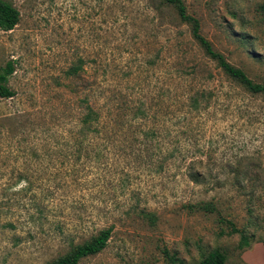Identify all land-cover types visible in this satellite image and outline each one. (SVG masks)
Here are the masks:
<instances>
[{
  "label": "rangeland",
  "instance_id": "1",
  "mask_svg": "<svg viewBox=\"0 0 264 264\" xmlns=\"http://www.w3.org/2000/svg\"><path fill=\"white\" fill-rule=\"evenodd\" d=\"M2 1L20 18L0 31L16 94L0 100V264H53L108 227L107 247L79 264H197L216 249L246 264L264 246V97L163 0ZM181 1L212 49L264 85V0ZM86 100L101 120L79 145ZM201 201L216 211L186 208Z\"/></svg>",
  "mask_w": 264,
  "mask_h": 264
},
{
  "label": "trees",
  "instance_id": "2",
  "mask_svg": "<svg viewBox=\"0 0 264 264\" xmlns=\"http://www.w3.org/2000/svg\"><path fill=\"white\" fill-rule=\"evenodd\" d=\"M167 5L174 7L178 13V16L181 21L189 23L192 25V37L199 43L200 47L204 50V53L210 60L215 61L219 68L234 82L239 84L244 90H246L249 94L255 95H262L264 97V85L258 84L250 80L247 75L240 69L233 67L230 65L223 55L220 53L215 52L210 43L206 41L200 35V28L198 22L190 18L186 14V9L181 0H163ZM262 11H264V4L262 6ZM20 18V14L16 8H14L9 3L0 0V31L2 32H9L12 31L15 26L18 24ZM80 67L74 66L71 67L68 71L69 76L77 75ZM14 73V65L13 62H7L4 67L0 68V100L7 101L15 97L14 91H12L9 86V78ZM192 105L197 106L198 99H191ZM101 115L97 113L93 107L89 104L88 100H86L85 104V113L80 119V128L74 133L76 141H79V145H81L88 137L97 132L96 126L98 123L100 125ZM99 130V129H98ZM6 136L9 138V131H6ZM146 138H152L155 136V133L152 131H148L144 133ZM13 138V137H11ZM81 151V150H80ZM79 151V152H80ZM78 152V153H79ZM152 156V155H151ZM188 179L197 185H207L209 184V180H211L208 175H203L198 172L188 171L187 175ZM186 208L189 211H202L206 214H211L216 211L215 203L212 201L210 202H199L195 205H186ZM219 213V211H217ZM250 213V211H249ZM141 216L145 219H148L151 222H154L155 215L153 213H146L141 212ZM223 222V221H222ZM112 227L104 228L98 232L97 235L89 238L87 241H84L81 244L75 245L71 247L70 253L64 257L59 258L53 264H79L83 259L94 257L100 254L108 245V242L112 236ZM240 233L233 225H231V229L228 234H235ZM220 236L224 234L221 231ZM239 246L241 248L248 247V238L247 236L241 232V239ZM172 263L176 262V259L170 257ZM226 262V255L221 252L220 250L216 249L213 250L206 256L203 260H201L197 264H225Z\"/></svg>",
  "mask_w": 264,
  "mask_h": 264
},
{
  "label": "crops",
  "instance_id": "3",
  "mask_svg": "<svg viewBox=\"0 0 264 264\" xmlns=\"http://www.w3.org/2000/svg\"><path fill=\"white\" fill-rule=\"evenodd\" d=\"M242 260L246 264H264V246L254 244L250 250L243 254Z\"/></svg>",
  "mask_w": 264,
  "mask_h": 264
}]
</instances>
